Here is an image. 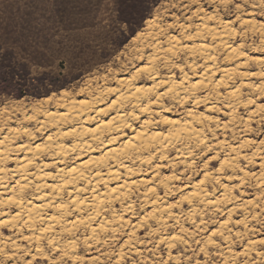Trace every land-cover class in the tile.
<instances>
[{"label": "clouds", "instance_id": "1", "mask_svg": "<svg viewBox=\"0 0 264 264\" xmlns=\"http://www.w3.org/2000/svg\"><path fill=\"white\" fill-rule=\"evenodd\" d=\"M0 264H264V0H0Z\"/></svg>", "mask_w": 264, "mask_h": 264}, {"label": "bare ground", "instance_id": "2", "mask_svg": "<svg viewBox=\"0 0 264 264\" xmlns=\"http://www.w3.org/2000/svg\"><path fill=\"white\" fill-rule=\"evenodd\" d=\"M87 102H88L87 99L86 100L85 99H79V103H80V106L81 107H83L84 105H86ZM63 103L64 104H69V103H75V101L70 102V101L65 100V101H63ZM53 111H55V110H53ZM67 111L71 112L72 111V108L71 107H68L67 108Z\"/></svg>", "mask_w": 264, "mask_h": 264}, {"label": "rangeland", "instance_id": "3", "mask_svg": "<svg viewBox=\"0 0 264 264\" xmlns=\"http://www.w3.org/2000/svg\"><path fill=\"white\" fill-rule=\"evenodd\" d=\"M172 22V18H171V16H169V18H168V23H171ZM69 26H71V25H69ZM253 55H261V54H257V53H253ZM21 99H23V98H21ZM78 99H85L86 100V98H78ZM54 110V109H53ZM174 118V117H173ZM18 126V122H16V121H12V123H11V127H13V128H16Z\"/></svg>", "mask_w": 264, "mask_h": 264}, {"label": "trees", "instance_id": "4", "mask_svg": "<svg viewBox=\"0 0 264 264\" xmlns=\"http://www.w3.org/2000/svg\"><path fill=\"white\" fill-rule=\"evenodd\" d=\"M19 98V97H18Z\"/></svg>", "mask_w": 264, "mask_h": 264}]
</instances>
